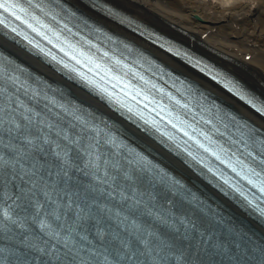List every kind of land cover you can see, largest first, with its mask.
Returning <instances> with one entry per match:
<instances>
[{"label": "snow or ice", "instance_id": "1", "mask_svg": "<svg viewBox=\"0 0 264 264\" xmlns=\"http://www.w3.org/2000/svg\"><path fill=\"white\" fill-rule=\"evenodd\" d=\"M75 15L59 0H0V23L22 21L25 41L35 43L36 33L53 44L64 57L35 46L66 74L92 87L99 81L129 119L134 112L146 131L162 133L210 184L239 197L238 210L264 222V126L226 122L194 97L189 103L151 81L135 83L145 77L118 49L75 30ZM108 77L121 94L130 89L129 100L139 98L135 109L103 87ZM146 104L162 120H145ZM260 229L256 245L254 234L123 132L0 56V264H253L250 255L264 264V223Z\"/></svg>", "mask_w": 264, "mask_h": 264}, {"label": "bare ground", "instance_id": "2", "mask_svg": "<svg viewBox=\"0 0 264 264\" xmlns=\"http://www.w3.org/2000/svg\"><path fill=\"white\" fill-rule=\"evenodd\" d=\"M59 2L76 13L71 23L82 35L113 51L118 49L123 55H131L129 58L134 60L142 62L140 57H144L149 63L156 61L166 78L169 77L166 71L174 73L196 93H203L208 103L216 102V107H210H214L212 112L218 113L220 119L227 122L235 117L257 128L264 126V114L256 109L264 107V0ZM0 52L123 132L135 147L184 180L193 192L213 205L218 204L235 223L254 234L256 245L261 243L260 225L264 222L252 212L238 210L236 198L210 184L200 172L190 168L192 165L184 157L180 159L176 152L157 143L110 102L1 33ZM191 54L205 60L203 70L207 73L215 70L220 82L197 69ZM248 259L258 264V255H250Z\"/></svg>", "mask_w": 264, "mask_h": 264}]
</instances>
